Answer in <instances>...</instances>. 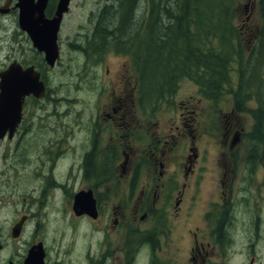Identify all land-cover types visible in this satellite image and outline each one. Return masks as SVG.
Instances as JSON below:
<instances>
[{
    "label": "flooded vegetation",
    "instance_id": "af4514ba",
    "mask_svg": "<svg viewBox=\"0 0 264 264\" xmlns=\"http://www.w3.org/2000/svg\"><path fill=\"white\" fill-rule=\"evenodd\" d=\"M58 1H48L45 19L56 16ZM17 2L0 0V15L17 17V29L5 27L1 37L6 69L14 62L23 69L34 67L45 82L46 92L42 98L33 94L24 98L15 133L11 137L7 133L0 141L6 163L0 178H7L0 180V264H25L29 251L39 245L45 252L44 264H72L68 260L70 247L57 252L52 262L45 236L51 214L57 205L65 211L68 201L73 217L86 223L82 264H211L224 242L231 248L235 228L246 227L244 223L233 227L235 221L242 214L249 222L253 213L250 205L258 203L264 185V177L260 182L257 169L248 170L240 156L234 157L233 148V142L241 138L235 134L240 123L235 110L256 109L252 126H264V53H248L243 63L231 64V76L241 85L234 92L233 77L227 84L225 105L230 109L231 104L234 119L227 122L223 139L205 133L204 122L212 114L202 112V99L193 96L180 105L183 110L192 106L199 113L191 124L187 125L182 115L180 119L167 115L166 130L160 131L159 120L154 122L153 104L139 100L133 57L118 52L110 38L99 37L95 19L82 26L84 32L76 49L90 66L91 57L101 58L97 66L102 70L98 84L102 93L96 95L102 101L87 122L79 121L71 107L58 110L57 92L50 86L49 76L54 69L47 66L44 52L35 47L29 32L19 26ZM258 2L252 1L253 5ZM254 28L250 27L252 49L260 33V27ZM62 29L61 25L60 47ZM42 33L47 37L49 30ZM114 53L125 56V67L110 79L111 66L106 59H117ZM246 66L249 70L241 73L239 68ZM199 91L217 104L216 95ZM174 96L156 107L168 114L166 104ZM79 131L85 133L80 141L75 136ZM227 138L233 139L229 142ZM213 143L226 149L214 150L210 164L208 147ZM74 157L80 159L78 164ZM220 158L225 166L219 165ZM79 193L93 202L95 216L75 212ZM260 221H254L253 240L262 238L257 234ZM248 256L256 264L254 245Z\"/></svg>",
    "mask_w": 264,
    "mask_h": 264
},
{
    "label": "rangeland",
    "instance_id": "374dc122",
    "mask_svg": "<svg viewBox=\"0 0 264 264\" xmlns=\"http://www.w3.org/2000/svg\"><path fill=\"white\" fill-rule=\"evenodd\" d=\"M252 1L253 0H237V3L234 6L235 14L233 17V24L238 30L239 37L236 38L235 41L236 53L231 55L233 58L232 61H234L233 63H243L246 55L252 49L253 44L251 47L249 46L252 39L250 35V27H255L254 29H256L263 26L264 21L261 16L260 8L257 4L253 5ZM110 4L111 1L108 0H72L69 12L63 20L60 63H58L56 69L49 72L51 78L50 86L54 87L57 92L58 110L64 111L66 107H71L75 111V119L79 121L87 122V119L92 114H95L96 109L99 107L96 106L102 101L100 95H96V93H102V90H99L100 85H98L100 81L99 75H101L102 70L101 65L97 66L98 61L101 58L91 57L89 60L93 63V66H90L87 57L84 59L83 54H80L76 49V44L79 37H81L84 32L82 26H87L88 22H93L96 19V13L99 11L98 8H100V6L103 8ZM101 10L102 9L100 8V12ZM142 13L143 8L140 7L138 15L141 16ZM108 14L109 19L115 17V14H112L111 12H108ZM16 22L17 17L13 14L5 17L0 15V73L6 69V65L8 64V62L5 61L6 48L2 43L1 37L4 36L5 27L11 26L13 30H16ZM254 31L255 30H253V32ZM236 43L239 44V46H237ZM114 57L118 60H113L109 56L106 59L107 63L111 66L110 79H115L113 75L121 71L122 66L123 69L125 67V56L117 57L114 53ZM82 66L84 67L81 69ZM242 70H244L242 67L239 68L241 73ZM81 76L83 80L80 79ZM232 77L231 86L234 87L233 91L235 92L237 86L241 85V83L237 84L238 79L235 76H231L230 78L228 76L226 82L228 83ZM89 90L90 94L87 93ZM119 90L123 91V88L119 87ZM105 94L108 95V90L105 91ZM173 94H175L174 98L169 100L166 104V111H168V114H163V110L156 107L157 103H150L153 104L155 110L153 114L155 120H153L155 123L159 120L158 123L161 125L160 131L166 130L165 128L168 124L167 115L170 117H176V119H180L183 116L185 120L184 122H186L187 125L191 124L192 120L197 117L199 113H195L194 110L190 108L192 106H189V109L186 108L183 110L180 108V105L181 103H184L185 105V99L189 96H193L195 99H202V112L206 114L211 112L212 114V116L204 122L205 133L213 134L216 140L223 139V135H225L227 131V122L234 119L233 115L230 113L231 104L230 109L225 105L227 86L224 94L219 98L216 105L207 100L204 95L200 93L196 84L187 78L180 82L177 92L175 90L169 95ZM151 99L156 100L155 97H151ZM254 110L256 109L235 110V116L240 122L239 125L236 126L235 134H239L237 135L238 138H240L241 135V138L239 141L233 142V148L234 157L237 158L240 156V160L244 162V165L248 167V170H251L252 168L257 169V177H259V181L261 182L264 177V126H262L261 129L252 126L255 122L253 115ZM179 115L182 116L179 118ZM84 134V132L79 131V133H75V136L78 139H82ZM232 139L233 138L228 139V141L230 142ZM230 147L231 144L229 145L228 150H230ZM208 149L210 151L208 157L211 164L214 157L213 151L224 150L226 148L224 146L216 147L213 143ZM2 152L3 147L1 145L0 158L2 159L0 161V170L5 172L6 163ZM219 157L221 156L219 155ZM78 160L80 162V159L74 157L76 164L79 163ZM252 162L255 163L253 164ZM218 163L219 165L225 166L224 158H220ZM76 164L74 165L77 166ZM0 180L5 181L7 178L5 176L3 179L0 178ZM75 187H77L76 184ZM257 201L258 203L255 206L250 205V209L253 213L251 214L252 218L249 222L244 219L242 214L239 215L238 220L235 221L233 227L237 225L241 226L243 223L246 227L235 228L231 248H228L226 242H224L223 245L225 246H223L222 249L218 248V253L213 258L211 264H249L248 250L252 245H254L256 249V264H264V185L261 186ZM68 204L70 205V201L67 202L65 211H62L61 205H57L55 212L51 214L48 220L45 236L50 248V258L52 262H54L57 252L60 251L63 253L67 247H70L71 249L69 251L72 256L69 257L68 260L72 261V264H82L80 252L83 246V234L86 223L83 220H78L73 217ZM4 211L2 214H4ZM2 218H4V215H2ZM258 218L261 219V227L257 232L258 235L262 236L260 241L253 240L256 228L254 221H257Z\"/></svg>",
    "mask_w": 264,
    "mask_h": 264
},
{
    "label": "trees",
    "instance_id": "16d2710c",
    "mask_svg": "<svg viewBox=\"0 0 264 264\" xmlns=\"http://www.w3.org/2000/svg\"><path fill=\"white\" fill-rule=\"evenodd\" d=\"M108 1L111 4L99 13L96 33L132 55L144 102L165 100L183 78L196 82L209 96L220 94L239 37L233 24L237 0ZM259 7L264 21V0H259ZM108 12L115 17L109 19ZM263 49L264 26L250 53L258 56Z\"/></svg>",
    "mask_w": 264,
    "mask_h": 264
},
{
    "label": "water",
    "instance_id": "95a60500",
    "mask_svg": "<svg viewBox=\"0 0 264 264\" xmlns=\"http://www.w3.org/2000/svg\"><path fill=\"white\" fill-rule=\"evenodd\" d=\"M70 1H59L56 18L53 20L44 18L48 0H19L17 3L20 9V27L29 32L35 47L45 52V60L50 67H54L59 58L57 32ZM46 28L49 30L47 37L42 33ZM30 94L38 98L45 94V84L40 80V73L33 67L24 70L21 65L14 63L8 70L0 73V140L7 132L10 137L14 134L21 120L22 103L25 96ZM74 210L77 214H96L95 205L83 193L76 196ZM38 249L31 250L26 264H44L43 250L40 246Z\"/></svg>",
    "mask_w": 264,
    "mask_h": 264
},
{
    "label": "bare ground",
    "instance_id": "6f19581e",
    "mask_svg": "<svg viewBox=\"0 0 264 264\" xmlns=\"http://www.w3.org/2000/svg\"><path fill=\"white\" fill-rule=\"evenodd\" d=\"M184 43H185V42H184ZM181 44H183V43H181ZM110 46H111V44H110ZM185 50H187V49H185ZM202 73H204V72H202ZM209 79H210V78H209ZM209 79H208V80H209ZM181 80H182V79H181ZM178 81H179V80H178ZM207 86H208V85H207ZM178 89H179V88H178ZM156 95H157V94H156Z\"/></svg>",
    "mask_w": 264,
    "mask_h": 264
}]
</instances>
